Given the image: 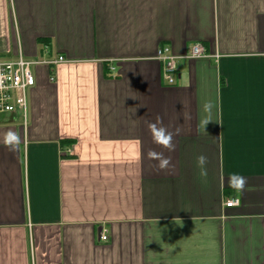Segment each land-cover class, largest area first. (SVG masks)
Returning a JSON list of instances; mask_svg holds the SVG:
<instances>
[{"label":"crops","instance_id":"obj_1","mask_svg":"<svg viewBox=\"0 0 264 264\" xmlns=\"http://www.w3.org/2000/svg\"><path fill=\"white\" fill-rule=\"evenodd\" d=\"M20 54L68 62L35 68L27 123L0 116V264H264V0H0V58Z\"/></svg>","mask_w":264,"mask_h":264},{"label":"built area","instance_id":"obj_2","mask_svg":"<svg viewBox=\"0 0 264 264\" xmlns=\"http://www.w3.org/2000/svg\"><path fill=\"white\" fill-rule=\"evenodd\" d=\"M189 58H205L207 54L202 44L192 46ZM158 59L164 64V79L168 85H175V75L178 73L177 58L170 54L169 48H161ZM64 57L52 61H29L22 54L6 59L0 58V116L14 114L22 116L25 123L29 115V92L36 86L37 77L33 68L50 66L57 68L67 63ZM52 81L55 78H51ZM240 204L239 200L231 199L226 202V207H234ZM101 239L108 240L107 231L101 235Z\"/></svg>","mask_w":264,"mask_h":264},{"label":"clouds","instance_id":"obj_3","mask_svg":"<svg viewBox=\"0 0 264 264\" xmlns=\"http://www.w3.org/2000/svg\"><path fill=\"white\" fill-rule=\"evenodd\" d=\"M212 103L210 101H206L203 105V110L206 113V116L200 121V128L206 132V126L212 122L211 119V110ZM148 129L151 133L152 140L155 144L162 146L164 149H167L169 152L175 150V144L173 142V133L168 131V129L162 126V121L159 117H157L156 122H148ZM3 143L6 147L11 150H15L21 143V136L19 133L9 130L3 138ZM148 158L151 160L158 161L157 167L161 170L168 169L171 165V158L165 157L163 153L156 151H149ZM196 163L198 168L200 169L201 176H207V168L206 165L208 163V158L201 154L197 156ZM230 185L235 188L237 191H244L247 185V179L241 175L233 174L230 177L229 181Z\"/></svg>","mask_w":264,"mask_h":264},{"label":"rangeland","instance_id":"obj_4","mask_svg":"<svg viewBox=\"0 0 264 264\" xmlns=\"http://www.w3.org/2000/svg\"><path fill=\"white\" fill-rule=\"evenodd\" d=\"M33 72L36 73V69L35 68H33Z\"/></svg>","mask_w":264,"mask_h":264},{"label":"trees","instance_id":"obj_5","mask_svg":"<svg viewBox=\"0 0 264 264\" xmlns=\"http://www.w3.org/2000/svg\"><path fill=\"white\" fill-rule=\"evenodd\" d=\"M65 143H69V142H65ZM71 143V142H70Z\"/></svg>","mask_w":264,"mask_h":264}]
</instances>
